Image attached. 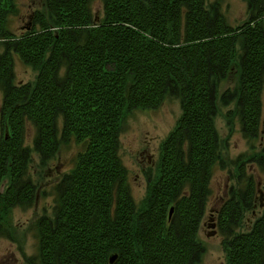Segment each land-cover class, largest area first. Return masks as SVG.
Instances as JSON below:
<instances>
[{
    "label": "trees",
    "instance_id": "obj_1",
    "mask_svg": "<svg viewBox=\"0 0 264 264\" xmlns=\"http://www.w3.org/2000/svg\"><path fill=\"white\" fill-rule=\"evenodd\" d=\"M44 0L32 27L10 33L11 0H0V235L9 213L30 206L37 184L27 179L32 151L47 163L61 140L85 144L70 172L54 184L51 212L36 222L41 264H197L198 239L213 169L225 166L216 127L219 104L259 151L235 160L237 188L217 210L228 264H264L262 213L254 211L259 184L245 166L264 170V0H246L250 17L234 28L222 0ZM16 53L36 69L34 81L14 83ZM236 89L220 93L233 65ZM178 97L182 114L162 143L158 172L142 206L128 190L120 158L122 121L133 109ZM37 129L25 145V127ZM154 178V177H153ZM173 213L170 216V209ZM118 255L111 263L110 255Z\"/></svg>",
    "mask_w": 264,
    "mask_h": 264
},
{
    "label": "rangeland",
    "instance_id": "obj_2",
    "mask_svg": "<svg viewBox=\"0 0 264 264\" xmlns=\"http://www.w3.org/2000/svg\"><path fill=\"white\" fill-rule=\"evenodd\" d=\"M13 8L7 16V27L10 33L22 35L32 27L34 13L43 10L44 0H11ZM215 1V0H211ZM221 12L226 22L234 28L244 24L250 17L249 4L246 0H222ZM94 12L102 15L104 12L102 0L92 3ZM13 76L15 84L34 81L36 69L27 64L19 55L13 53ZM238 81L237 66L233 69L220 86V93L228 89H236ZM264 87V86H263ZM4 88L0 87V140L9 133L2 123V105ZM264 101V90L262 92ZM234 105L219 104L220 112L216 117V127L223 144V158L225 166L217 165L212 172L210 182L211 192L207 202V210L199 228L198 239L205 245V253L197 264H228V251L224 247V235L218 227L217 210L230 196V191L237 188V168L235 160L241 155L259 151L261 141H250L241 131L237 123L232 129L227 121L226 113ZM181 101L178 97L166 96L162 104L155 108L133 109L127 113L122 121L120 132V158L127 169L126 179L133 201L142 206L148 195L149 184L153 182L158 172V162L162 153V143L177 126L182 114ZM25 145L34 146L37 135L35 126L28 122L25 127ZM61 140L57 154L49 158L47 163L41 161L40 155L32 151L26 178L37 184L36 198L30 206H16L9 213L6 226L9 233L0 235V264H41L38 229L36 222L46 212H51L54 203V184L61 176L75 166L77 157L85 150L84 143H78L74 138ZM248 173L254 175L259 184V197L254 211L245 215L244 229L249 228L263 211L264 202V170L254 162H245ZM154 177V178H153ZM9 178L0 182V189L4 191ZM214 230L216 233L213 234Z\"/></svg>",
    "mask_w": 264,
    "mask_h": 264
},
{
    "label": "water",
    "instance_id": "obj_3",
    "mask_svg": "<svg viewBox=\"0 0 264 264\" xmlns=\"http://www.w3.org/2000/svg\"><path fill=\"white\" fill-rule=\"evenodd\" d=\"M171 211H170V216L172 215V213H173V207H171V209H170ZM216 233V230H214V232H213V234H215ZM111 257H110V262L111 263H113L116 259H117V257H118V255H116V254H112V255H110Z\"/></svg>",
    "mask_w": 264,
    "mask_h": 264
}]
</instances>
